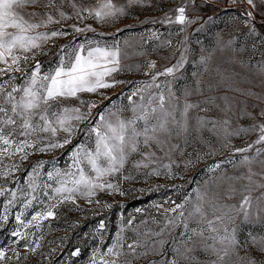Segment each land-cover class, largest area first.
I'll list each match as a JSON object with an SVG mask.
<instances>
[{"label":"snow or ice","instance_id":"6c2138e0","mask_svg":"<svg viewBox=\"0 0 264 264\" xmlns=\"http://www.w3.org/2000/svg\"><path fill=\"white\" fill-rule=\"evenodd\" d=\"M136 2L128 0V5ZM246 2L251 9L245 13L246 24L251 25L250 33L258 35L254 12L258 9V3L264 5V0ZM63 3L64 0H61L60 5L56 0H0V178L7 180L13 176L29 155L62 148L72 143L78 132L83 134L81 142L69 154L68 166L48 171L46 181L41 179L40 171L44 162L38 161L27 172L24 185L19 190H3V185H0V197L7 201L5 213L19 197H24L22 203L27 209L34 201L43 203L41 195L48 199L59 198L60 203L73 204L77 196L92 203V197L100 192H119L123 195L118 182L120 177L131 179L130 172L140 170H144L146 176H160L163 174L161 168L168 169L167 174L171 175L172 156L182 153V145L187 146L192 137L207 143L203 134L208 132L217 138L223 136L225 146H228L230 137L255 132L257 138L247 147L234 148V154H243L239 164L229 161L239 174L224 172L212 178L215 190L210 191L207 187L204 191L195 190V201L188 197L184 203L170 209L173 215H164L158 231L147 227V222H142L145 224L144 230L134 228L135 236L131 243H126L118 232L117 239L110 246L93 253L91 264H132V259L141 257L145 258L146 264H158L156 260L150 259L152 256L161 257L159 264H264V260L256 255L264 256V234L249 232L244 241L237 235L239 223L254 222L260 219L259 213L264 212L260 204L264 200V192L256 197L257 211H250L253 207L251 193L264 189V170L256 172L251 167L253 163L264 165V159H261L264 157V147H257L264 145V123L259 122L252 113L242 111V117L255 122L246 128H232L227 118L228 111L232 109L228 97L205 95L206 91H212L213 86L209 84L202 87L200 81L196 82L194 89H185L181 96H177L170 87L165 92L159 84H149L133 91L127 97L129 104L126 107L113 104L98 112L94 120L90 119L97 104L82 99L81 94L99 93L100 89L122 83L110 79L113 73L120 70V49L99 44H80L70 51L61 49L62 55L57 66L50 72H42V65L36 60L37 55L44 54L43 47L52 38L67 33L39 29L71 18L62 10ZM68 3L78 18L85 19L81 12L86 11L89 17L99 22H106L125 12V8L117 6L113 0H99L96 7L88 9L80 8L74 0H68ZM38 5L55 9L59 19L52 12H31L26 16L18 11ZM176 12L174 20L167 18L168 23L185 25L192 22L185 15L184 6L176 9ZM261 26L264 27V24ZM73 27L76 32L85 30ZM87 30L92 29L89 27ZM30 61H35L30 70L22 67ZM201 62L205 63L206 58L202 57ZM184 63L182 54L176 65L153 75V82L160 75L173 74ZM150 66L155 67V64ZM16 73H20V76L17 77ZM17 79L20 80L19 84L16 83ZM153 86L158 89L157 92L149 91ZM193 96L203 99L193 100ZM133 97H139V100L134 101ZM67 99L77 100L80 106H63L61 102ZM124 111L131 115L122 116ZM213 111L220 115L208 114ZM257 115L264 118V110ZM85 121L87 126L79 128ZM61 132L64 133L63 137H59ZM253 149L255 154L248 155ZM206 154L212 155L213 152L210 150ZM16 155L20 157V164H4L5 158ZM190 155H195L197 160L202 159L198 152ZM165 158L170 161L168 164L163 163ZM191 163L188 160L186 166ZM220 168L221 164L217 163L210 166L208 171L215 172ZM240 168H246V171L239 172ZM126 172L129 175H125ZM12 183L15 185L20 182L13 180ZM237 195L241 197L238 205L228 203ZM56 206L53 203L46 210L37 211L27 223L22 219L23 211L15 219L23 227L33 222L39 226L41 220L55 215L53 209ZM7 219L6 214L0 216V220ZM152 222L160 223L155 220ZM128 223L131 224V220ZM103 227L101 224L100 228ZM178 228L181 229L179 235H171ZM11 235L25 238L20 231H13ZM165 245H171V256L167 255ZM241 249L245 252L244 256L239 254ZM79 254V250L73 252V255ZM107 255L132 259L108 260ZM4 259L6 252L0 249V261Z\"/></svg>","mask_w":264,"mask_h":264},{"label":"rangeland","instance_id":"374dc122","mask_svg":"<svg viewBox=\"0 0 264 264\" xmlns=\"http://www.w3.org/2000/svg\"><path fill=\"white\" fill-rule=\"evenodd\" d=\"M82 9L94 8L99 0H74ZM58 5L61 0H56ZM117 6H123L125 12L106 22H99L88 16L86 11L81 12L80 19L73 14V9L64 0L62 10L71 18L62 20L61 23H53L39 31L61 30L66 35L52 38L44 47L42 55H37L36 60L42 65V72H50L55 68L62 55L61 49L71 50L80 44H99L100 46H117L120 49V70L113 73L110 79L122 81L115 87L100 89L99 93H82L81 98L93 101L97 107L92 110L90 119H95L98 112L111 105L126 107L129 104L128 96L138 88H145L149 84H159L167 92L171 88L177 96H181L187 88H195L200 81L202 87L211 84L212 91L205 95L216 97L227 96L232 109L228 111L227 118L231 121V127H248L255 121L242 117L241 112L247 111L264 123V118L257 114L264 110V5H259L254 12L255 25L258 35L249 32L250 24H246V11L251 10L246 0H137L131 6L128 0H113ZM184 6L185 15L191 23L180 25L168 23L167 18L175 19L176 9ZM24 13L52 12L57 19L55 9L41 6H29L20 8ZM85 29L81 32L74 31V27ZM92 30H87L88 28ZM185 57V63L179 70L171 75H160L153 82L152 76L163 73L166 68L173 67ZM206 58L202 63L201 58ZM155 64V67L150 65ZM35 61L22 65L26 70L34 67ZM17 77L20 73H16ZM6 79V78H5ZM17 84L20 80L17 79ZM149 91L157 92L153 86ZM147 94V93H145ZM191 99H203L193 96ZM138 101L139 97H133ZM218 103H221L219 100ZM63 106H80L75 99L63 100ZM223 106V105H222ZM115 110V109H113ZM204 115L205 113H201ZM209 115H220L213 111ZM122 116L128 117L130 112L124 111ZM87 121L80 124L79 128H85ZM46 135V134H45ZM64 133H59L63 137ZM257 133L230 137V143L225 146L223 136L203 134L204 141L192 137L187 146L182 145V153H175L171 159V175L168 169L161 168L160 176L144 174V170L131 171V179L119 178V185L123 195L119 192H100L92 197V203L87 199L77 196L75 204L72 202L60 203L59 198L48 199L40 196L43 203L36 201L24 209L19 197L17 201L8 207L5 213L4 205L7 203L4 197H0V216L7 215V220H0V249L6 253L12 252L14 257L22 258L28 264H91L94 252L103 251L110 246L120 232L126 243H131L135 236L134 228L144 230L147 227L159 230L163 223V217L177 204L184 203L191 197L195 201L196 192L199 189L215 190L214 177L222 173L239 174L229 161L239 164L243 154H234V148L247 147L257 138ZM83 134L78 132L72 139V143L62 148H57L47 153L29 155L23 161L19 171L7 180L0 178L3 190H19L23 185L27 172L38 161L44 162L41 171V179L47 180L46 173L54 169H65L69 161V154L75 145L81 142ZM257 147H264L258 145ZM212 155H207L209 151ZM200 153L202 159L197 160L193 153ZM254 155L255 149L247 153ZM138 158V157H137ZM261 159H264L262 157ZM188 160L192 163L186 166ZM20 164L19 155L5 158L4 164ZM170 161L165 158L164 164ZM221 164V168L215 172H209L208 168L214 164ZM252 169L256 172L264 170V165L253 163ZM246 168H240L239 172H245ZM125 175H129L128 172ZM259 179V177H256ZM18 180L19 184H13ZM114 183L117 181L114 179ZM207 182V184H206ZM52 183V182H50ZM53 186L56 185L53 183ZM50 195H51V190ZM264 189H258L251 193L253 207L251 212L257 211L256 197L261 196ZM10 198V197H9ZM241 197L237 195L228 203L239 204ZM100 201V203H96ZM56 203L53 209L55 215L41 220L39 226L36 222L23 227L15 219V216L23 211L22 219L27 223L37 211H44L50 204ZM264 207V200L260 201ZM139 209L140 211H137ZM260 219L251 223H239L238 238L244 241L249 232L264 234V212L259 213ZM131 220V224L128 221ZM160 223H153L152 221ZM103 224V229L100 225ZM121 229L123 231L121 232ZM13 231H20L25 238L13 237ZM181 229H176L171 235H179ZM39 245V247H37ZM171 245H165V251H169ZM33 249H35L33 251ZM79 250V255L73 252ZM240 256H244L243 249ZM259 259L264 256L256 253ZM9 256V255H8ZM108 260L131 257H115L107 255ZM158 262L159 256H152ZM201 259H204L201 257ZM8 261L6 262V264ZM4 264V263H3ZM132 264H146L145 258L132 259Z\"/></svg>","mask_w":264,"mask_h":264},{"label":"trees","instance_id":"16d2710c","mask_svg":"<svg viewBox=\"0 0 264 264\" xmlns=\"http://www.w3.org/2000/svg\"><path fill=\"white\" fill-rule=\"evenodd\" d=\"M9 255V256H8ZM14 254L12 252H7L6 253V259L0 261V264H6V262L8 261L7 264H28V262L23 261L22 258H17L13 256Z\"/></svg>","mask_w":264,"mask_h":264}]
</instances>
